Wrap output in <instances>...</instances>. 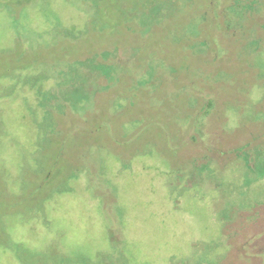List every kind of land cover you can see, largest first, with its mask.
Instances as JSON below:
<instances>
[{
	"label": "rangeland",
	"instance_id": "1",
	"mask_svg": "<svg viewBox=\"0 0 264 264\" xmlns=\"http://www.w3.org/2000/svg\"><path fill=\"white\" fill-rule=\"evenodd\" d=\"M0 264H264V0H0Z\"/></svg>",
	"mask_w": 264,
	"mask_h": 264
}]
</instances>
